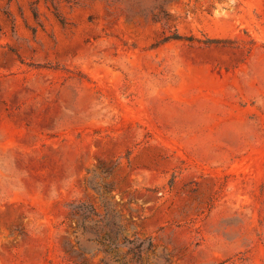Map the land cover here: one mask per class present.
<instances>
[{
  "label": "rangeland",
  "instance_id": "1",
  "mask_svg": "<svg viewBox=\"0 0 264 264\" xmlns=\"http://www.w3.org/2000/svg\"><path fill=\"white\" fill-rule=\"evenodd\" d=\"M0 264H264V0H0Z\"/></svg>",
  "mask_w": 264,
  "mask_h": 264
}]
</instances>
